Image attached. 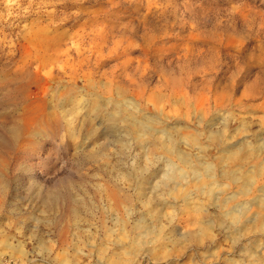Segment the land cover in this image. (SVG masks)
Wrapping results in <instances>:
<instances>
[{
  "label": "rangeland",
  "instance_id": "rangeland-1",
  "mask_svg": "<svg viewBox=\"0 0 264 264\" xmlns=\"http://www.w3.org/2000/svg\"><path fill=\"white\" fill-rule=\"evenodd\" d=\"M0 30L63 36L87 74L114 65L118 101L154 119L142 136L118 122L108 170L80 162L60 123L3 145L24 103L0 66V264H264V0H0ZM95 128L87 149L109 151Z\"/></svg>",
  "mask_w": 264,
  "mask_h": 264
},
{
  "label": "bare ground",
  "instance_id": "bare-ground-1",
  "mask_svg": "<svg viewBox=\"0 0 264 264\" xmlns=\"http://www.w3.org/2000/svg\"><path fill=\"white\" fill-rule=\"evenodd\" d=\"M112 30L109 29L110 32ZM41 33L42 38L39 37L41 35L38 33H33L15 40L12 38V43L5 42V39V41L0 40V62L7 59L0 66H4L7 77L19 80L20 83L18 92L15 91L17 94H10L9 99L15 101L16 104L19 100L24 103L22 112H18L16 115L13 113V121L9 127V132H4L8 135L2 137V144L12 146L30 144L37 136H42L46 131L52 129L53 123H56V125L60 123L65 127V134L74 140L80 162L83 163L89 158L98 165V168L108 170L112 166L116 152L115 136L118 122L124 121L131 133L142 136L148 121L153 123L154 119L139 117L135 114V108L132 110L127 106V102L118 101V84L114 65L111 66L108 75L100 72L98 74H87L83 69L85 57H83L82 51L76 50L74 53L69 49H64L62 47L63 36L59 38V36L52 35L50 32L44 34V31H42ZM110 51L112 58H115V40H112ZM66 53L73 55L74 59L78 61L76 66L73 68H66L65 65L61 66L56 74H53L51 68L46 70L50 64L61 61L62 54ZM103 65V62L98 63V67ZM79 80L82 82L81 84ZM56 84L57 90H54ZM53 90L55 91L54 99L56 98L59 102L54 103L53 101L54 104L49 105ZM56 105L59 106V109ZM89 122L92 123L93 129L96 125L95 134L98 136H104L105 125L107 126L109 143L111 144L109 151L104 150L105 143L98 140L95 141L92 147L87 149L91 139L84 135L83 131L86 130ZM151 130V135L156 136V127H151ZM191 139L197 140V136L193 135ZM5 147L7 148V146ZM176 147L171 137V145L167 148L169 150L174 148L178 152V147ZM233 155H238V152ZM232 158L233 156H230V159ZM183 159L186 163L191 161L187 156H183ZM6 160L4 155L0 153V170L5 167ZM207 168L211 169V166ZM110 172L114 176V170H110ZM178 174L180 175V173ZM233 174L235 177L238 176V173ZM174 175L173 177H175ZM104 191L112 199L117 197L118 192L112 185L104 186ZM115 203L118 204L116 200ZM231 215L234 219L240 217L239 212H232ZM67 231L65 232L67 233ZM63 242L68 243L67 236L63 239ZM120 258H117V260Z\"/></svg>",
  "mask_w": 264,
  "mask_h": 264
},
{
  "label": "built area",
  "instance_id": "built-area-1",
  "mask_svg": "<svg viewBox=\"0 0 264 264\" xmlns=\"http://www.w3.org/2000/svg\"><path fill=\"white\" fill-rule=\"evenodd\" d=\"M10 261H6V264H9Z\"/></svg>",
  "mask_w": 264,
  "mask_h": 264
}]
</instances>
